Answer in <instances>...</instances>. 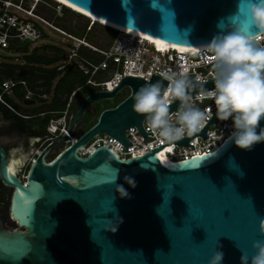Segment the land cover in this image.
<instances>
[{"label": "water", "instance_id": "95a60500", "mask_svg": "<svg viewBox=\"0 0 264 264\" xmlns=\"http://www.w3.org/2000/svg\"><path fill=\"white\" fill-rule=\"evenodd\" d=\"M62 1L113 26L178 47H206L230 24L260 35L247 14L252 0ZM158 79L155 74L148 82L127 76L111 92L88 95L68 133L90 105L129 89L123 101L100 111L96 123L53 160L45 161L51 145L44 149L24 182L6 165L0 148V180L13 189L8 214L16 225L8 227L0 209V264H208L216 250L223 251V264H241L242 253L254 254L252 244L264 241V143L247 151L226 138L212 152L170 162L158 155L170 144L126 160L104 146L86 157L78 155L96 134L126 147L132 144L125 131L134 126L146 138L132 95ZM204 86L212 89V80ZM176 107L173 103L170 110ZM212 122L224 123L213 113L201 130L174 145L186 146L196 135L207 138ZM121 185L130 198L123 196ZM225 209L230 211L227 218Z\"/></svg>", "mask_w": 264, "mask_h": 264}, {"label": "built area", "instance_id": "2783aa9c", "mask_svg": "<svg viewBox=\"0 0 264 264\" xmlns=\"http://www.w3.org/2000/svg\"><path fill=\"white\" fill-rule=\"evenodd\" d=\"M47 1L52 2L55 5V9L58 8L60 11L65 10L75 13L69 7L55 1ZM42 4L50 7L45 3V0H0V49L9 48V50H12L11 47L18 48L24 45L29 46L35 41L45 38L46 35L41 27L42 24L50 26L55 31L68 37L72 42L77 43H75V47L72 49L69 57H67V61L70 66L78 69L80 73L88 77L83 85L75 88L70 93L63 110L51 111L47 109L48 112H44L41 115L42 119L46 115H50L45 132L50 136L51 141L62 139L66 135L65 139L61 141L63 143L61 151L73 145L96 123L95 120L88 127L83 128L79 126L78 122L74 131L68 133L76 111L73 107L75 98L86 87L92 89V92L88 95L97 91L111 92L120 83L122 78L127 76L136 77L142 78L148 82L152 74L161 78L160 72L167 69L181 71L187 68L188 75L193 80H195L196 76H200L201 79L206 80V82L212 80L210 75L211 62L204 56L201 50L196 53H181L176 50L159 52L152 44L148 43V41L121 31L114 32L115 37L109 42L108 46L104 48L92 46L82 34L80 36L78 34L67 35L52 24H49L37 12V8ZM55 9L53 10L55 11ZM88 21L90 28L94 24H98L92 20ZM261 39L264 40V37H261ZM117 48H119V51H116ZM74 50H76V52ZM82 50H88L98 54L100 60L96 63L92 62L86 56L81 55ZM137 55L139 59H137ZM65 68L66 64L64 63L56 70L60 72ZM16 85L24 86L25 82L4 80L1 82L0 88L4 92H9L10 89ZM195 94L196 93H193L194 96ZM128 95L129 92L127 96ZM31 96L32 94L26 91L24 98L28 100ZM87 96H85L82 101ZM126 97L120 99L112 106L101 108L100 111L115 107ZM45 99H48L47 94H41V100ZM113 100L114 99H111V101ZM0 102H2L1 96ZM197 103L201 108H206L208 110L210 119L212 114L215 113L213 100L206 99L202 103L199 101H197ZM176 110L177 107L172 112ZM229 125L230 122L227 121H224L222 125L219 122H212L206 128L207 138L203 139L201 136L196 135L188 140L186 146L181 147L171 143L162 148L158 155L160 158L167 157L170 161H177L212 152L228 137L231 130ZM142 128L147 134L146 138H143L134 126L126 129L125 137L132 144L130 146H123L115 138L107 134H96L84 146L80 147L77 153L80 157H86L96 148L104 146L117 158L126 160L141 157L150 150L165 144L158 141L152 131L146 127L144 120L142 122ZM184 137L188 136L186 135Z\"/></svg>", "mask_w": 264, "mask_h": 264}, {"label": "clouds", "instance_id": "9594fccd", "mask_svg": "<svg viewBox=\"0 0 264 264\" xmlns=\"http://www.w3.org/2000/svg\"><path fill=\"white\" fill-rule=\"evenodd\" d=\"M247 14L259 36L247 34L240 24H230L201 50L211 62L212 89L204 86L206 80L200 76L190 78L185 68L163 70L161 79L142 84L134 91L133 111L143 117L159 142L171 144L198 132L209 113L197 101L211 99L216 118L230 122L227 139L235 147L250 151L264 143V0H252ZM173 103L177 104L175 112L170 110ZM125 179L135 187L133 179ZM119 187L123 196L130 198L127 190ZM252 249L251 256L242 253L241 264H264V241L254 242ZM223 261V251L216 250L208 264Z\"/></svg>", "mask_w": 264, "mask_h": 264}, {"label": "rangeland", "instance_id": "374dc122", "mask_svg": "<svg viewBox=\"0 0 264 264\" xmlns=\"http://www.w3.org/2000/svg\"><path fill=\"white\" fill-rule=\"evenodd\" d=\"M45 3H47L50 7L42 4L40 7L37 8V12L40 16H42L49 24H52L54 27L58 28L62 32H64L67 35H83L85 36L88 43L92 46H96L99 48H104L108 46L109 42L115 37V33L108 28H104L103 26L99 24H94L90 28V24L88 19L77 15L75 13H72L70 11L62 10L60 11L58 8L55 9V5L52 2H49L45 0ZM55 9V11L53 10ZM42 29L45 31L46 37L40 40L35 41L34 43L30 44L28 46V49L26 51V54H33L35 48H39L40 51L37 52L36 55L38 57L41 56H61L57 64H54L52 66H49V68L55 67V65H58V67L62 64H66V68L61 70L59 75L55 78V80L52 83L51 91L50 93H46L48 96V99L45 100H37L36 102V108L38 112H43L46 109L50 110H63L65 108L66 103V96L63 98L56 97L53 100L54 95V85L58 81L59 78H61L65 73L69 74L68 78L61 84L63 89L71 88L75 89L81 85L84 84L87 77L86 75L76 72L73 66H70V64L67 61V57H69L72 49L75 47L76 42H72L68 37L65 35H62L61 33L55 31L50 26L46 24H42ZM77 44V43H76ZM76 52V50H74ZM35 54V53H34ZM22 55L23 53H15L13 50L7 49H0V62L1 64L3 62L8 63H14L18 64V66L23 65L22 62ZM81 55L86 56L89 60L96 63L98 60H100V56L96 53L90 52L88 50H82ZM18 59V60H16ZM42 67H48L41 65ZM75 72V73H73ZM1 84V83H0ZM92 92V89L89 87H86L81 93L78 94V96L75 98L74 102V109L78 107L82 99L87 96L89 93ZM129 92L128 88H123L120 92L117 93L114 100H99L96 103H93L88 107V109L85 111L84 115L81 117L79 121V126L86 128L91 123H93L101 108L103 107H109L112 106L114 103H117L120 99L127 96ZM10 97L13 99H18L14 96L13 93H10ZM53 100V101H52ZM21 104H23L21 102ZM50 115L45 116V118L40 119L42 123V129L44 123L48 120ZM62 147H58L54 149L50 155L46 158L48 161L50 158H52L54 155H56L58 152H60ZM12 191L10 189H3V194L0 197V208L1 210L6 214L8 220L6 221V224L10 228L16 227L14 223H12L9 220V202L11 199Z\"/></svg>", "mask_w": 264, "mask_h": 264}, {"label": "flooded vegetation", "instance_id": "af4514ba", "mask_svg": "<svg viewBox=\"0 0 264 264\" xmlns=\"http://www.w3.org/2000/svg\"><path fill=\"white\" fill-rule=\"evenodd\" d=\"M34 50L35 57H38L36 54L40 49L35 48ZM24 54L21 57L23 65L20 66L25 70V72H23V79L15 82L23 81L25 82V85H16L12 87L9 92H4L0 88L1 103L3 104V106L0 105V148L5 153L6 165L9 167L12 165L14 167L15 174L21 182H24L32 163L39 157L44 149L51 145L45 156V161H47L46 158L50 153L54 149L60 146L62 147L63 144L61 141L52 144L56 140H50V136H48L46 132H44V129H42V123L40 120L42 119L41 115L48 111L46 109L43 112H38L36 108V102L37 100H41V94H43L42 91L46 88L43 86L44 83L40 77L42 74L41 69L46 68L56 70L58 65L49 68V66L52 65L42 67L41 64L36 63L34 65L36 70L32 71V73L29 67L25 66L27 63ZM3 63L18 65L8 62ZM2 64L0 62V66ZM34 77L35 79H33ZM26 91H29L32 94L28 100L24 98ZM10 93H13L18 99L10 97ZM21 102L23 104H21ZM60 152L50 158L47 162L53 160ZM5 188L13 191L12 188L4 186L0 180V197Z\"/></svg>", "mask_w": 264, "mask_h": 264}, {"label": "trees", "instance_id": "16d2710c", "mask_svg": "<svg viewBox=\"0 0 264 264\" xmlns=\"http://www.w3.org/2000/svg\"><path fill=\"white\" fill-rule=\"evenodd\" d=\"M52 1H55V0H52ZM76 13V12H75ZM86 19H91L89 17H86L82 14H79V13H76ZM92 21H94L95 23H98L99 25L103 26L104 28H108L109 30L113 31V30H118L117 28L115 27H112V26H109V25H106L104 23H101L97 20H94V19H91ZM114 32V31H113ZM12 50H14L15 53H26L27 49H28V46H19L18 48H13L11 47ZM24 57L26 59V67H29V69L32 71L36 70L34 65L36 63H39L41 65H44V66H49V65H53L55 63H57L59 61V59L61 58V56H41V57H35V54H30V55H27V54H24ZM31 64V65H30ZM76 72H80L78 69H74ZM23 72H25L24 68L23 67H20L18 65H9V64H6V63H3L1 66H0V83L3 81V80H6V79H10L12 81H17V80H21L23 79ZM41 72L42 74L40 75L41 79L43 80V83L46 88L42 91L43 94H48L50 93L51 91V86H52V83L53 81L55 80V78L59 75V73L57 72V70L55 69H46V68H42L41 69ZM33 73V72H32ZM75 73V72H73ZM69 74H64L61 78L58 79V81L56 82L55 86H54V95H53V100L54 98L56 97H59V98H63L66 96V100L68 98V96L70 95V93L74 90V89H71L70 87L69 88H66V89H63L61 84L66 80V78H68ZM35 79V77L33 78ZM52 100V101H53ZM0 105L3 106V104L0 102ZM75 110H77V108H75ZM51 111H60V110H51ZM49 119V118H48ZM47 123H48V120L46 121V123H44L43 125V129H44V132H45V128L47 126Z\"/></svg>", "mask_w": 264, "mask_h": 264}, {"label": "bare ground", "instance_id": "6f19581e", "mask_svg": "<svg viewBox=\"0 0 264 264\" xmlns=\"http://www.w3.org/2000/svg\"><path fill=\"white\" fill-rule=\"evenodd\" d=\"M55 2H57L59 4H62L64 6H66V7H69L72 11H74L76 13L82 14V15H84L86 17H89L91 19L97 20V21H99L101 23H104L106 25L115 27V28L118 29V31L124 32L126 34H130V35L135 36V37H139L140 39H144V40L148 41V43L152 44V46L159 52H164L166 50H176V51H179L181 53H188V52L196 53V52L202 50L203 48H205V47L185 48V47H178V46L169 45V44L163 43V42H161L159 40L152 39L150 37L144 36V35H142L140 33L128 31V30L113 26L111 24H108L106 22H103V21H101V20H99V19H97V18H95V17H93V16H91V15H89V14H87V13H85V12H83V11H81V10H79V9L69 5V4H67V3H65L62 0H55ZM161 159H164V160H167V161L170 162V159H168L167 157H162Z\"/></svg>", "mask_w": 264, "mask_h": 264}, {"label": "snow or ice", "instance_id": "6c2138e0", "mask_svg": "<svg viewBox=\"0 0 264 264\" xmlns=\"http://www.w3.org/2000/svg\"><path fill=\"white\" fill-rule=\"evenodd\" d=\"M226 212H229V213H230V211H229V210H227V209H225V211H224V217H225V218H227V217H229V216H230V215L226 216V215H225V213H226Z\"/></svg>", "mask_w": 264, "mask_h": 264}]
</instances>
